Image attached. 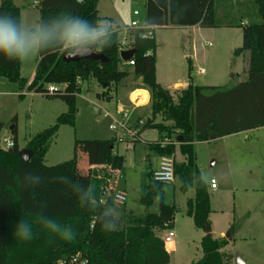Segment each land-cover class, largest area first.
<instances>
[{"label": "trees", "instance_id": "trees-1", "mask_svg": "<svg viewBox=\"0 0 264 264\" xmlns=\"http://www.w3.org/2000/svg\"><path fill=\"white\" fill-rule=\"evenodd\" d=\"M38 7L39 23L72 15L93 24L106 20L114 32L110 45L96 49L107 57V62L91 59L66 62L62 51L41 52L32 81L22 76L21 61L0 56V76L17 84L20 90L27 87L47 97L60 98L68 105V112L60 115L54 125L28 142L26 148L33 151L29 160L21 157L16 136L13 147L0 145V264H55L60 260L69 261L78 254L88 259L87 264H174L158 235L173 227L177 212L175 204L165 202L167 184L155 181L151 170L146 173L139 196L144 207L142 212L122 210L115 214V201L105 194L108 182H115L122 176L125 164V157L115 152V138L76 142V150L88 153L83 173L79 170L78 152L71 160L60 164L44 162L60 126L75 125L81 84L95 79L103 88L96 97L109 101L113 97L112 88L117 90L131 74L129 69L121 68L124 64L132 67L135 77L142 78L151 95L152 116L145 128L157 129L178 141V144L165 146L149 142L148 147L161 157H175L179 150L183 160H175L174 169L180 189L182 192L195 190V196L187 200L186 214L193 218L196 228L203 229L206 234L201 240L203 255L192 264H226L222 249L229 244L234 229L231 227L228 231V239L215 238L211 233V197L197 164L196 142L264 126V0H146L145 26L133 31L131 48L136 50L130 59L133 65L121 59L119 30L114 27L113 19L100 16L98 0H42ZM220 7H230L237 17L218 20ZM21 10L13 0L0 3V13L11 15L19 22ZM255 10L261 21L254 20ZM245 19L250 20L245 22ZM195 25L242 27V46L235 49L234 55L248 54L244 81L227 88L190 82L188 87L174 91L157 81L156 37L153 33L143 34L153 27ZM49 84H62L63 87L51 93ZM159 116L172 125L156 122ZM12 131L16 134V128ZM30 174L39 177V181L26 182L25 177ZM60 177L67 178L68 183ZM73 185L92 193L91 203L95 209L80 204L79 193ZM158 198L161 199L160 213L152 215L151 206ZM105 207L111 208L116 218V227L111 231L102 228L100 215ZM42 218L71 228L74 238L60 239L41 224ZM20 220L31 225L30 240L21 241L14 236V227Z\"/></svg>", "mask_w": 264, "mask_h": 264}, {"label": "rangeland", "instance_id": "rangeland-1", "mask_svg": "<svg viewBox=\"0 0 264 264\" xmlns=\"http://www.w3.org/2000/svg\"><path fill=\"white\" fill-rule=\"evenodd\" d=\"M3 0H0V3ZM22 8L21 23L26 26L39 24V7L31 5V0H14ZM146 0H98V10L102 17L111 18L114 27L119 30V41L122 48H130L133 43V31L139 27H132L133 20L140 21L144 26L143 15ZM218 8V7H217ZM255 9V7H254ZM140 15H135L134 11ZM217 19L235 18L237 14L228 8H219ZM254 20L261 21L256 10L252 14ZM248 19H245L247 21ZM250 20V19H249ZM248 20V21H249ZM124 31H128L127 34ZM242 27H186L168 26L155 30L157 41V81L166 85L173 82H188L195 85H213L229 87L233 85V72L244 75L243 61L234 55L236 48L242 45ZM194 60V69L189 70V59ZM247 60V56L244 57ZM38 54L28 61L22 62L21 74L28 80L36 69ZM122 69L131 66L122 65ZM204 70V72H200ZM133 74L124 79L118 87L121 89L128 82H138ZM83 84V85H82ZM81 84V92L76 101V122L72 126L63 124L54 137L45 156L47 165H56L71 160L75 153H79V170L84 172L88 164L86 150H76V142L92 139L118 138L115 142V152L125 157L122 176L115 182H108L109 188L106 196H112L117 191L127 194L124 203H115L114 213L122 210L142 212L144 207L139 202L140 191L146 173L150 168L146 158L149 155L157 156L147 144L159 142L162 137L157 129L145 128L147 120L151 118V106L139 109L130 118V123L136 125L139 120L144 122L133 148L124 147V131L110 128L114 120L111 116H104V109H110L104 99L97 100L96 94L103 88L91 79ZM114 97L116 90H111ZM22 94V96H20ZM145 96V95H144ZM146 97V96H145ZM111 110V109H110ZM132 114V108H125ZM68 112V105L60 98L47 97L41 93L23 90L18 85L0 76V145L5 148L4 140L17 137L20 149H25L28 142L42 130L54 125L63 113ZM156 122L172 125L161 116ZM12 127L16 128V134ZM148 130L142 135L143 130ZM178 144V143H177ZM197 164L203 179L207 182L211 197V224L214 237L227 238L231 227L234 232L229 244L222 249L226 256V264H237L236 256L239 254L246 264H264V126L247 131L226 135L211 141L196 143ZM176 161L183 156L177 150ZM102 172V171H99ZM217 181V188L212 189L210 180ZM181 183L177 179L167 184L164 190L166 203L175 204V214L172 229L176 235L168 247L174 264H192L203 255L201 240L206 232L194 225L193 218L186 214L187 200L195 196V190L182 192ZM169 229L161 231L162 239ZM228 239V238H227Z\"/></svg>", "mask_w": 264, "mask_h": 264}, {"label": "clouds", "instance_id": "clouds-1", "mask_svg": "<svg viewBox=\"0 0 264 264\" xmlns=\"http://www.w3.org/2000/svg\"><path fill=\"white\" fill-rule=\"evenodd\" d=\"M113 30L111 23L103 20L97 23L72 16L61 15L48 22L26 26L11 15L0 13V56L15 61H28L37 54L49 50H59L68 57L87 55L96 49L107 47L112 42ZM65 183L67 178L60 177ZM28 183H37L39 177L28 175ZM79 193L80 204L95 209L91 203L92 193L73 185ZM102 228L105 231L116 227L115 216L109 207H105L100 215ZM41 224L50 232L63 240H71L74 233L71 228L57 223L55 220L42 218ZM14 236L21 241L32 238V227L25 220H20L14 227Z\"/></svg>", "mask_w": 264, "mask_h": 264}, {"label": "built area", "instance_id": "built-area-1", "mask_svg": "<svg viewBox=\"0 0 264 264\" xmlns=\"http://www.w3.org/2000/svg\"><path fill=\"white\" fill-rule=\"evenodd\" d=\"M41 1L42 0H31V5L37 7L40 5ZM134 14L139 15V11L135 10ZM131 26L134 28L135 27L140 28V21L138 19L133 20L131 23ZM150 35H152V32L149 34L148 33L143 34V36H150ZM122 50H126V48L121 47V51ZM128 63L130 65H133L134 61L129 60ZM201 71L204 72V70H201ZM58 88H60L59 84H49L48 85V89L51 93L56 91ZM134 105L137 106L136 103H134ZM116 114H117V117L113 118V115L110 111L104 110V116H111L114 120L110 128L115 131L118 129L123 130L125 133L124 137H127V139L125 138L124 140V147L126 150L131 149L135 145L134 141L136 140L140 130L142 129L144 122L142 120H139L136 123V125H130L129 122L131 118V113H129L125 109H118L116 111ZM159 143L161 146H165V145L173 144V143L177 144L178 141L175 140L174 138L165 136L162 140L159 141ZM4 145H5V148L13 147L14 146L13 139H10V138L5 139ZM174 162H175V158L173 156H162L160 159L159 166L153 171V174H152L153 179L155 181L162 182L165 184L174 183L176 180ZM210 186L212 189L217 188V181L214 178L210 180ZM111 197L117 203H124L127 200V194L123 191H117ZM175 235H176L175 231L172 228H170L168 230V233L163 238L166 248L168 246V243H171L173 241ZM167 250L169 251V247L167 248ZM87 263H88V259L78 254V255L73 256L69 261L60 260L56 262L55 264H87Z\"/></svg>", "mask_w": 264, "mask_h": 264}, {"label": "crops", "instance_id": "crops-1", "mask_svg": "<svg viewBox=\"0 0 264 264\" xmlns=\"http://www.w3.org/2000/svg\"><path fill=\"white\" fill-rule=\"evenodd\" d=\"M14 1V0H13ZM16 4V3H15ZM17 5V4H16ZM139 15H140V13H139ZM145 11H144V15H143V22H145ZM246 22V21H245ZM162 27H168V26H162ZM186 27H199V26H197V25H195V26H186ZM157 28H159V27H153V29H152V31H149V32H147L148 34L149 33H153L154 34V36H155V30L157 29ZM124 33L125 34H127L128 33V31L126 32V31H124ZM243 41V40H242ZM242 46V45H241ZM240 46V47H241ZM128 49H131V47L130 48H128ZM127 50V49H126ZM245 56H247V60H244L245 58ZM238 57H240L239 59H241L242 61H243V72H244V75H241L239 72H237V73H235V72H233V76H234V79H233V82L234 83H237V82H241V81H244L246 78H247V73H246V70L248 69V54L247 53H243V54H241L240 56H238ZM238 57L236 58V60H235V62H237L239 59H238ZM187 59H189V62H190V68H191V70L192 69H194V60L191 58V57H188ZM156 71H157V66H156ZM200 72H202V71H200ZM203 73V72H202ZM134 74V73H133ZM133 74H130L126 79H128L129 77H131ZM34 76H35V71L33 72V74H32V76H31V78L29 79V81H32L33 80V78H34ZM156 77H157V74H156ZM137 83L135 82H128V83H126V84H124L123 85V87L120 89L119 87L117 88V90H116V93H115V96L114 97H112L109 101L108 100H106L108 103V105H111L110 106V109H104V110H108V111H110L111 113H112V115H113V118L114 117H117V114H116V111L118 110V109H125L126 108V106L127 107H130V108H132V114H131V118L133 117V115L135 114V113H137V111L139 110V109H145L147 106H151V95H150V92L144 87V85H143V83H142V78L141 77H138V79H137ZM122 83V82H121ZM120 83V84H121ZM163 87H165V88H167V89H169V90H171V91H174V90H179V89H184V88H186V87H188V85L190 84V80H188V82H184V83H181V82H173V85L171 86V85H166V84H162V83H160ZM194 84V83H193ZM83 85V84H82ZM59 86L60 87H63V85L62 84H59ZM208 86H213V85H208ZM97 95V94H96ZM146 97H145V96ZM97 98V97H96ZM97 100H101V99H99V98H97ZM134 103H136V105L137 106H135L134 105ZM149 116H152V110L150 109V112H149ZM141 117V115H139L138 114V117H137V120H136V122L135 123H137L138 121H139V118ZM129 124L130 125H132L130 122H129ZM149 130V129H148ZM147 129L146 130H143V131H141V134H140V138L142 137V135L146 132V131H148ZM140 133V132H139ZM124 134L125 133H123V136L122 137H120L119 139H123V140H125V138L127 139V137H124ZM161 137H162V139L165 137V134H161ZM116 139V141L118 140V138H115ZM161 139V140H162ZM142 140V138L140 139V141ZM143 141V140H142ZM123 143H124V141H123ZM197 143V142H196ZM148 146V145H147ZM176 155V154H175ZM160 159H161V156H152V155H149L147 158H146V161L148 162V164H149V166H150V168H154V170L159 166V163H160ZM181 160H183V159H181ZM91 167V166H90ZM89 167V168H90ZM99 168H101V166H99ZM189 191V190H188ZM187 191V192H188ZM191 198H193V197H191ZM211 215H212V212H211V214H210V220H211ZM211 228H212V230H211V233L213 234V236H215L214 235V229H213V227H212V224H211ZM158 235L159 236H161L162 237V235H161V233L159 232L158 233ZM221 235H223V237H224V232H222V234ZM216 238V237H215ZM167 248H168V246H167ZM169 253H170V255H171V250H170V248H169ZM201 257H202V255H201ZM200 257V258H201Z\"/></svg>", "mask_w": 264, "mask_h": 264}, {"label": "water", "instance_id": "water-1", "mask_svg": "<svg viewBox=\"0 0 264 264\" xmlns=\"http://www.w3.org/2000/svg\"><path fill=\"white\" fill-rule=\"evenodd\" d=\"M136 50L134 48L131 49H127V50H122L120 52V57L123 61L128 62L133 55L135 54ZM81 59H91L93 61H101V62H107L108 59L107 57L102 54L99 51H92L87 55H77V56H72V57H68L66 54L63 57V60L66 62H76L79 61ZM15 127H12L11 129L13 130ZM179 142L181 141V137L178 138ZM20 155L24 160H29L31 158V156L33 155V151L30 149H21L20 150ZM160 207H161V199L158 198L154 201V203L151 206L150 209V214L152 215H158L160 213ZM227 238L229 237L228 233H227ZM236 263L237 264H246L245 261L243 260V258L237 254L236 256Z\"/></svg>", "mask_w": 264, "mask_h": 264}]
</instances>
